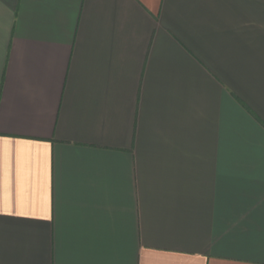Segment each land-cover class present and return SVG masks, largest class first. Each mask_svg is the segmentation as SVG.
I'll list each match as a JSON object with an SVG mask.
<instances>
[{
	"label": "crops",
	"instance_id": "0c3cea01",
	"mask_svg": "<svg viewBox=\"0 0 264 264\" xmlns=\"http://www.w3.org/2000/svg\"><path fill=\"white\" fill-rule=\"evenodd\" d=\"M0 264H264V0H0Z\"/></svg>",
	"mask_w": 264,
	"mask_h": 264
}]
</instances>
